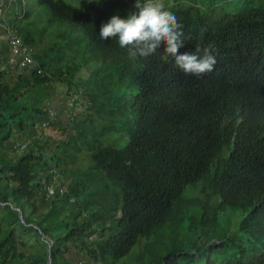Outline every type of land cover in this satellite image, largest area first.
<instances>
[{"label": "trees", "instance_id": "trees-1", "mask_svg": "<svg viewBox=\"0 0 264 264\" xmlns=\"http://www.w3.org/2000/svg\"><path fill=\"white\" fill-rule=\"evenodd\" d=\"M134 2L9 4L34 65L15 80L0 68V264H264V0L235 13L163 0L183 26L179 53L213 50L199 77L160 50L130 57L101 41ZM58 85L86 108L67 140L39 138Z\"/></svg>", "mask_w": 264, "mask_h": 264}, {"label": "clouds", "instance_id": "clouds-1", "mask_svg": "<svg viewBox=\"0 0 264 264\" xmlns=\"http://www.w3.org/2000/svg\"><path fill=\"white\" fill-rule=\"evenodd\" d=\"M133 7L126 19L114 15L101 25V41L117 39L130 57L147 58L160 50L162 59H172L186 75L199 77L214 70L217 61L211 47L203 49L202 54L200 48L179 53L185 46L183 26L166 10L163 0H135Z\"/></svg>", "mask_w": 264, "mask_h": 264}, {"label": "rangeland", "instance_id": "rangeland-1", "mask_svg": "<svg viewBox=\"0 0 264 264\" xmlns=\"http://www.w3.org/2000/svg\"><path fill=\"white\" fill-rule=\"evenodd\" d=\"M5 1H6V3H9V4L11 3V0H4V2ZM197 1H198V3L208 2V0H197ZM213 1L214 2L218 1V3H221L223 5L224 11H226L228 13L237 12L240 8H242L244 6L243 3H245V0H213ZM6 16H7L8 20L10 18H12V15L9 11V8H8ZM30 49L33 50L31 47H30ZM0 57L7 59L8 56L6 54V56H0ZM4 67H5L4 65L0 66V68H2V69H5ZM8 68L10 69V70H8V73H9L8 79L12 78L15 80L16 75H17V73L15 72L16 69H14L15 67L13 68V67L9 66ZM92 69H93L92 67H87L80 74V78L84 79V80L87 79V76L89 75L88 73L91 72ZM74 100H78L79 103L77 106L75 105ZM85 106H86L85 102H84V100H82L81 95H70V96H68L67 86L66 85H58L56 88V95L54 96V98L52 99V101L49 105V109L53 112L54 115H56L57 120L55 121V124H53L52 127L50 126L51 128H48V129L43 124L39 125L38 126L39 129L42 128V131H40L38 129V131H36V136L40 138L46 134L51 133L50 135H53V137L56 140L57 139L67 140L69 138V135L73 133V129L71 128V126L73 125L72 124L73 116L81 115L83 110L86 108ZM120 139L123 140L124 137L122 136ZM17 147H18V144H17ZM23 149L18 147V152H20ZM10 154L13 155V152L10 151ZM82 162H84V160L80 155L77 159L74 160L73 167L79 166V163H82ZM60 179H62L61 176L59 174H57L53 179L54 183H60L61 182ZM237 228H238V226H237V221H236V223L234 224V230ZM136 251H137L136 249L133 250V252H136ZM69 256H70V258L74 259L76 264H87V261H89L86 258L83 259V257L81 255L77 256V255L73 254V255H69ZM79 258H82V259L80 260ZM129 261L130 260L128 258H125L124 260L120 261L119 264H128Z\"/></svg>", "mask_w": 264, "mask_h": 264}, {"label": "built area", "instance_id": "built-area-1", "mask_svg": "<svg viewBox=\"0 0 264 264\" xmlns=\"http://www.w3.org/2000/svg\"><path fill=\"white\" fill-rule=\"evenodd\" d=\"M12 1V0H11ZM9 3L0 0V45H5L7 48V59H2L0 61V66L18 67L20 71L31 67L34 64L32 53L33 50L23 41L22 37L14 30L7 22V11L9 8ZM25 144L18 147L23 149ZM65 190L61 189V193H64ZM55 193V187L52 186L49 188V195Z\"/></svg>", "mask_w": 264, "mask_h": 264}, {"label": "water", "instance_id": "water-1", "mask_svg": "<svg viewBox=\"0 0 264 264\" xmlns=\"http://www.w3.org/2000/svg\"><path fill=\"white\" fill-rule=\"evenodd\" d=\"M3 207H5V205L3 204ZM19 212H20V210H19ZM20 218H21V220L23 221L24 220V218H23V216H22V214H21V212H20ZM24 222V221H23ZM47 242L48 243H50V248H51V241L50 240H47ZM50 261V260H49Z\"/></svg>", "mask_w": 264, "mask_h": 264}]
</instances>
